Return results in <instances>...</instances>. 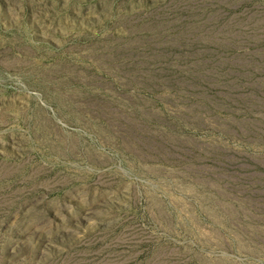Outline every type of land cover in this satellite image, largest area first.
Wrapping results in <instances>:
<instances>
[{
  "label": "rangeland",
  "instance_id": "1",
  "mask_svg": "<svg viewBox=\"0 0 264 264\" xmlns=\"http://www.w3.org/2000/svg\"><path fill=\"white\" fill-rule=\"evenodd\" d=\"M0 264H264V0H0Z\"/></svg>",
  "mask_w": 264,
  "mask_h": 264
}]
</instances>
